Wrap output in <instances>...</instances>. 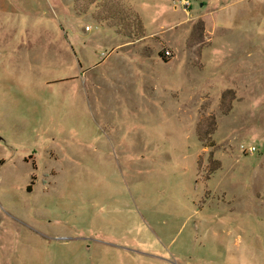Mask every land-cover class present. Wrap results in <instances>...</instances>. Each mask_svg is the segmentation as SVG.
I'll return each instance as SVG.
<instances>
[{"label":"rangeland","instance_id":"374dc122","mask_svg":"<svg viewBox=\"0 0 264 264\" xmlns=\"http://www.w3.org/2000/svg\"><path fill=\"white\" fill-rule=\"evenodd\" d=\"M0 264H264V0H0Z\"/></svg>","mask_w":264,"mask_h":264},{"label":"built area","instance_id":"2783aa9c","mask_svg":"<svg viewBox=\"0 0 264 264\" xmlns=\"http://www.w3.org/2000/svg\"><path fill=\"white\" fill-rule=\"evenodd\" d=\"M246 150H247L249 153H252V152L255 150V147H253V146H248V147L246 148Z\"/></svg>","mask_w":264,"mask_h":264}]
</instances>
